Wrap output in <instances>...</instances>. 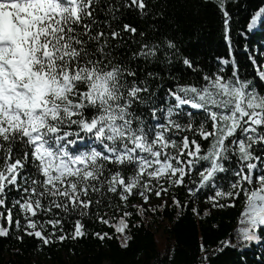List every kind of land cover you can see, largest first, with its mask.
<instances>
[{"label": "snow or ice", "instance_id": "6c2138e0", "mask_svg": "<svg viewBox=\"0 0 264 264\" xmlns=\"http://www.w3.org/2000/svg\"><path fill=\"white\" fill-rule=\"evenodd\" d=\"M230 4L199 7L221 14L231 50ZM163 16L158 0H0V237L77 241L87 220L127 247L129 208H182L183 186L205 216L242 203L236 239L264 248V54H249L251 76L234 55L205 69L141 26ZM258 22L264 0L247 30Z\"/></svg>", "mask_w": 264, "mask_h": 264}, {"label": "trees", "instance_id": "16d2710c", "mask_svg": "<svg viewBox=\"0 0 264 264\" xmlns=\"http://www.w3.org/2000/svg\"><path fill=\"white\" fill-rule=\"evenodd\" d=\"M200 2L158 0L164 16L142 22L141 26L146 28L148 24H156L159 29L156 36L161 32L176 36L181 42L182 52L205 69L215 65L216 57L234 55L251 76L254 69L248 56L255 55L260 61L264 54V23L258 22L250 32L246 24L262 0H239L235 8L229 5L233 16L231 50L223 32L221 14L213 5L199 7ZM238 30L246 32V38L237 35ZM148 35L153 36L151 30ZM245 46L249 52H245ZM176 195L182 208L176 207L169 197L168 206L156 212L145 205L147 212L144 216L129 208L134 214L129 218L128 235L131 238L126 241L127 247L121 246L124 238L117 237L114 229L86 220L88 235L77 241L68 239L41 246L26 235L22 242L11 234L8 238L0 237V264H262L264 248L255 243L242 246L236 239L242 227L238 222L242 203L238 201L233 208L213 209L210 215L205 216L203 210L207 205L203 197L195 203L190 202L191 198L183 186ZM140 202L139 198L130 200L131 204ZM193 207L198 208L199 215L192 211ZM0 211L4 209L0 208ZM108 211L111 216V209ZM16 216L14 208V219ZM94 231H107L112 238L106 237L101 241L92 235ZM19 234L23 235L22 232ZM228 239H232L236 247L219 251L222 247L220 242ZM201 245L204 246L203 251Z\"/></svg>", "mask_w": 264, "mask_h": 264}, {"label": "rangeland", "instance_id": "374dc122", "mask_svg": "<svg viewBox=\"0 0 264 264\" xmlns=\"http://www.w3.org/2000/svg\"><path fill=\"white\" fill-rule=\"evenodd\" d=\"M160 199H168V202H169V198H168V197H162V198H157V199H151V200L149 201V204L147 205V207L150 209L151 206H152L153 204H158Z\"/></svg>", "mask_w": 264, "mask_h": 264}]
</instances>
